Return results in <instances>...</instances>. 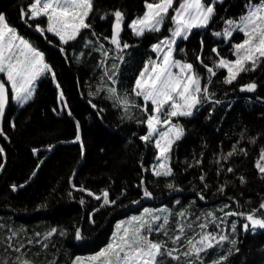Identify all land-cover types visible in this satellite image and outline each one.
<instances>
[{
	"label": "trees",
	"instance_id": "1",
	"mask_svg": "<svg viewBox=\"0 0 264 264\" xmlns=\"http://www.w3.org/2000/svg\"><path fill=\"white\" fill-rule=\"evenodd\" d=\"M252 2L259 3V0ZM30 3L32 0H0V14L38 47L45 58H57L70 86L69 102L84 119L86 154L80 165L78 145L56 144L50 161L40 169L31 187L15 196L10 187L35 167L30 148L65 140L74 133V126L65 114L62 117L54 115L56 94L46 78L38 83L31 100L21 106L15 119L14 134L9 131L10 113L4 121L0 120V129L4 133L0 135V143L8 153V162L0 175V261L20 264L21 260L27 259L32 264H75L78 257L87 258L105 248L119 222L141 216L145 209L164 208L172 214L170 228H175L177 220L184 224L192 222L193 230L188 232L189 236L201 231L199 223L209 222L206 213L212 212L222 218L223 223L221 219L216 221L223 229L221 234L235 239L236 245L226 242L207 254L202 253L205 264H211L222 255L228 256L225 264H264V230L245 232L242 226L247 221L244 217L225 216L228 211L245 215L256 212L258 217L264 214V210L257 211L264 202V178L255 167L260 150L264 149V65L255 72L241 74L229 85L223 82L227 74L224 69H216L217 75L210 77L196 59L200 55L205 64L212 66L218 59L213 48L225 58H235L231 46L241 42L243 34L234 32L231 39L225 40L213 33H222L228 19L238 21L245 14L249 0L215 3V15L209 26L192 30L188 40L178 41L185 51L177 52L175 56L193 64L203 78L202 84H208L213 96L212 102L198 106L192 117L174 118L173 122L183 127L184 135L173 145L171 177L152 174L157 149L153 142L141 139L148 133L145 113L139 107H129L125 112L103 90L113 86L105 77V71L119 61L114 60V50L109 51L107 58L102 55L100 44L104 49H113L104 39L111 36L112 17L101 20L99 16L115 9L126 13L121 37L130 47L123 53L124 62L120 63L114 86L121 94L129 93L137 105H143V100L131 95L135 80L145 64L156 58L152 46L169 34L170 22L160 32L137 37L127 27V22L144 12V0H95L97 12L92 30H84L77 40L62 45L50 33H34L36 24L43 25V18L28 20L22 17L21 9L26 10ZM86 41L92 43L86 45ZM250 82L258 85L256 91L241 92L240 87ZM233 145L237 149H246L247 155L241 152L225 161L223 157ZM229 167L234 171L229 173ZM240 177L246 182L242 184ZM168 183L180 190L167 188ZM81 187L95 194L123 189L126 195L111 209L100 213L97 225L91 228L87 223L95 199L79 191ZM221 187L224 188L222 193ZM145 188L152 193L151 198L144 197ZM181 211L187 212L183 218L176 215ZM233 222L237 225L234 233L231 231ZM54 228L57 232L45 239ZM77 229L82 233L79 240L75 236ZM209 230L219 231L214 226ZM61 231L65 234L61 235ZM17 248L20 251H16ZM229 249H232L230 255ZM166 264L175 262L168 259Z\"/></svg>",
	"mask_w": 264,
	"mask_h": 264
},
{
	"label": "snow or ice",
	"instance_id": "2",
	"mask_svg": "<svg viewBox=\"0 0 264 264\" xmlns=\"http://www.w3.org/2000/svg\"><path fill=\"white\" fill-rule=\"evenodd\" d=\"M222 2L223 0H213L211 3H207L206 0H179L178 3L177 0H144V12L127 22V27L137 37H142L146 33L160 32L166 23L170 22L171 24V27L168 28L169 34L152 46V51L157 53L156 59H150L145 64L132 88L131 95L141 98L143 105L135 104L129 93L121 94L114 86L117 83L116 77L119 73L120 63L124 62L123 53L130 47L127 42H123L121 37L126 23V13L121 9H115L99 16L101 20L112 17L111 36L104 37V39L108 40L113 49H104L103 44H100L102 55L107 58L109 51L114 50L116 53L114 60L119 61V63L111 64L105 71V77L111 81L113 86L103 90H106L109 97L118 103L125 112L129 107H139L145 113L148 133L141 139L145 142H153L157 149L158 163L152 168V174L156 177L173 176L170 166L173 144L184 135L183 127L174 123V118L192 117L198 106L204 102H212L213 96V93L209 91L208 84H202L203 78L193 64L176 59L175 53L185 51L179 47L178 41L188 40L193 29L207 28L215 15V3ZM96 12L95 0H32L26 10L21 9L22 17H27L28 20L44 18L46 24L43 26L36 24V30L42 34L51 33L59 39L62 45L77 40L84 30L91 31ZM225 24L226 27L222 33L214 32L213 35L223 36L225 40H229L234 32L243 34L244 39L231 46L235 58L232 60L225 58L216 48H213L212 52L218 59L212 66L205 64L200 55H197L196 59L205 67L210 77L217 75L216 69L226 70L227 74L223 82L231 85L237 81L241 74L255 72L261 65H264V0H259V3L249 0L245 14L241 15L238 21L228 19ZM92 35L96 36V32L92 31ZM90 43L92 42L86 41V45ZM202 48L203 42L201 50ZM60 51L63 53L65 49L62 47ZM45 74H51L55 81L53 68L45 62L44 54L30 41L19 35L17 30L6 21L5 15L0 14V76L3 77L0 79V118H3L6 105L9 103V88L11 99L23 106L31 100L36 82ZM57 87L59 88V84ZM257 87L255 82H250L242 85L240 91L251 93L255 92ZM101 90L97 89V91ZM61 99H63V93H61ZM216 102L218 103V101ZM149 104L151 105L150 109ZM12 126L15 127L14 124ZM0 135H4L2 129H0ZM153 137H156L154 141ZM76 141H80L79 134L76 136ZM252 143L255 141L253 140ZM81 150L83 152L82 143ZM3 151V148H0V154ZM241 152L247 155L246 149H237V146L233 145L232 150L223 159L226 161ZM219 162L218 160L217 163ZM262 162H264V149L260 150L259 158L255 162V167L261 174V178H264V163ZM197 163L199 164L200 161ZM2 169L3 164H0V170ZM227 171L231 173L234 169L229 167ZM200 179L203 183L204 177L201 176ZM239 179L242 184L246 182L244 177ZM143 183L141 181V184ZM166 187L175 188L172 183L166 184ZM12 190L16 191L15 185L12 186ZM78 190L86 192L87 195L98 201L102 200L101 208L116 203L115 200L110 199L107 190L101 194H95L83 187ZM175 190L179 191L180 189L175 188ZM219 191L222 193L224 188L221 187ZM143 195L151 198L152 193L145 188ZM200 199L203 200L204 196L201 195ZM83 203L84 201L81 200V204ZM225 207L230 206L225 205ZM261 210H264V202L260 204L257 211ZM171 215L164 208L157 211L145 209L143 215L133 216L131 219L117 224L110 242L99 253L88 257L87 261L78 257L75 264H166L168 259L174 261L175 264H205L202 253L207 254L209 250L223 246L226 242L233 246L236 245L235 239L221 234L223 229L216 221L221 219V223H223V220L217 218L212 212L206 213V216L210 218L209 222L199 223L198 227L201 231L194 236L188 235V232L193 230L192 222L184 224L177 220L175 228H170ZM176 215L183 218L187 212L181 211ZM225 216L244 217L247 221L242 226L245 232L264 229V214L258 217L256 212L245 215L243 212L228 211L225 212ZM211 226L219 231L209 230ZM236 229L237 225L233 222L231 231L234 233ZM56 232L57 229H52L45 239ZM170 233L172 234L170 235ZM60 234L64 235L65 233L61 231ZM75 236L77 240L82 238L79 229ZM160 236L164 238H156ZM28 243L31 244L32 241L29 240ZM44 246L47 247V245ZM16 251H20V249L17 248ZM231 252L232 249H229V255ZM193 257L194 259H192ZM227 260L228 256L222 255L211 261V264H225ZM0 264H6V262L0 261ZM20 264H32V262L24 259L20 261Z\"/></svg>",
	"mask_w": 264,
	"mask_h": 264
},
{
	"label": "rangeland",
	"instance_id": "3",
	"mask_svg": "<svg viewBox=\"0 0 264 264\" xmlns=\"http://www.w3.org/2000/svg\"><path fill=\"white\" fill-rule=\"evenodd\" d=\"M41 22H43V25L46 24V21H45L44 18L41 20ZM193 30H195V29H193ZM17 32H18L19 35H21L22 37H24L25 39H27L28 41H30L23 34H21L18 30H17ZM30 43L34 47H36L31 41H30ZM36 48L38 49V47H36ZM156 57H157V53H156ZM176 59H178V58L176 57ZM45 62L48 63L53 68V71L55 73V81H53V78H52V75L51 74H45L44 76H42L36 82V84H35V90L37 88L38 83L43 78H46L47 83L50 86H52L51 88L54 89L55 94H56L57 110H53L54 115L56 117H62L65 114L66 117H68V119L71 120V122H72V124L74 126V133L72 134V136L66 138L65 140H61V141H58V142H51V143H47V144L45 143L44 145H39L38 144V145L30 148V156L32 157V159L35 160V167L33 168V170L31 172H29L27 175H25L24 177H22L21 178V181H19L18 183H15L14 184L16 186V191H13L12 190V186L13 185L10 187L11 193L13 195H15V196L18 195L19 193L25 192L26 189H29L31 187L30 184H32L34 182V180L38 176V173H39L40 169L43 166H45V164H47L50 161V159H51V157L53 155L54 149L57 146L56 144L59 143V144H62V145H78L79 148H80V153H81L80 165L84 162V159H85L86 143H85L84 136H83L84 135L83 134L84 133V124H83L84 123V119L83 118H80L77 115V112L74 110V108L72 107L71 103L69 102V99H70L69 95H70L71 91H70V86H69L68 80L65 78V75L66 74H65V72H63L62 67L59 66V63H58L56 57H53V58L52 57L51 58H45ZM2 78L3 77L0 76V79H2ZM57 84H59V88L57 87ZM61 93H63V99H61ZM9 95L11 96L10 88H9ZM11 102H12L13 107H12V109L9 112L10 113V118H9V131L12 134H14L15 127H13L12 125L13 124L15 125V119H16V117H17V115H18V113H19V111L21 109V105L19 103H17L15 100H12V99H11ZM65 105H66V107H65ZM82 116H84V114H82ZM77 125H79V128H77ZM157 127H159V126H157ZM161 130H163V129H161ZM77 134H79V136H80V141H76ZM155 138L156 137H153V139H155ZM81 143L83 144V152L81 150ZM0 148H3V150H4L3 153L0 154V164H3V169L0 170V175H1L2 172H3V170H4V168H5V166H6V164H7V162H8V153L5 151L4 145H2L1 143H0ZM157 163H158V161L155 158V161L152 164V168ZM262 163H264V162H262ZM33 173H35V174L33 175ZM21 185H23V187H21ZM108 192L110 194V199L111 200H115L116 203L114 205L105 206V207H102L101 208L100 205L102 203V200L101 201H98V200L95 199L94 205L90 209L89 219H88V223H87V226L88 227L94 228L97 225V220L99 218V214L105 212L108 209H111L118 202H120V200L122 199V197L124 195H126V191L123 190V189H120L119 191L112 190V191H108ZM97 209H99V210L97 211ZM129 219H131V218H128V219H126L124 221H127ZM124 221H121L119 223H122ZM113 231L114 232L116 231V227H115V229ZM87 258H81V259L84 260V261H87Z\"/></svg>",
	"mask_w": 264,
	"mask_h": 264
},
{
	"label": "water",
	"instance_id": "4",
	"mask_svg": "<svg viewBox=\"0 0 264 264\" xmlns=\"http://www.w3.org/2000/svg\"><path fill=\"white\" fill-rule=\"evenodd\" d=\"M11 107H12V102H11V99L9 98V103L6 105L4 116L3 118H0L1 121H4L6 119V116L9 114Z\"/></svg>",
	"mask_w": 264,
	"mask_h": 264
},
{
	"label": "flooded vegetation",
	"instance_id": "5",
	"mask_svg": "<svg viewBox=\"0 0 264 264\" xmlns=\"http://www.w3.org/2000/svg\"><path fill=\"white\" fill-rule=\"evenodd\" d=\"M33 31H34V33H39V31H37L36 29H34ZM45 33H46V32H45ZM41 34H42V33H41Z\"/></svg>",
	"mask_w": 264,
	"mask_h": 264
}]
</instances>
